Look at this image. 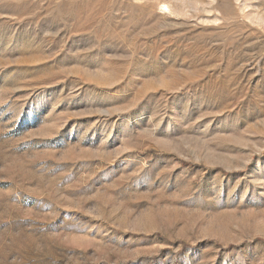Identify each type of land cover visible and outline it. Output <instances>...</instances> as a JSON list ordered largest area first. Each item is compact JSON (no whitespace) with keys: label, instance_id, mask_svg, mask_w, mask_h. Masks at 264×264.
Listing matches in <instances>:
<instances>
[{"label":"rangeland","instance_id":"obj_1","mask_svg":"<svg viewBox=\"0 0 264 264\" xmlns=\"http://www.w3.org/2000/svg\"><path fill=\"white\" fill-rule=\"evenodd\" d=\"M0 264H264V0H0Z\"/></svg>","mask_w":264,"mask_h":264}]
</instances>
